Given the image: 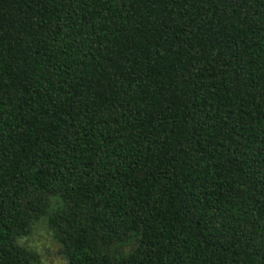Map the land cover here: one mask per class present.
<instances>
[{
    "label": "trees",
    "instance_id": "trees-1",
    "mask_svg": "<svg viewBox=\"0 0 264 264\" xmlns=\"http://www.w3.org/2000/svg\"><path fill=\"white\" fill-rule=\"evenodd\" d=\"M264 264V0H0V264Z\"/></svg>",
    "mask_w": 264,
    "mask_h": 264
},
{
    "label": "rangeland",
    "instance_id": "rangeland-1",
    "mask_svg": "<svg viewBox=\"0 0 264 264\" xmlns=\"http://www.w3.org/2000/svg\"><path fill=\"white\" fill-rule=\"evenodd\" d=\"M26 240L31 247L36 248L45 264H66L59 254V245L43 225L37 226Z\"/></svg>",
    "mask_w": 264,
    "mask_h": 264
}]
</instances>
